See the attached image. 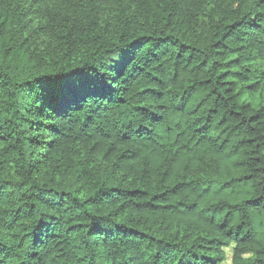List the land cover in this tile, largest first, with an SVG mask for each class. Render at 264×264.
Segmentation results:
<instances>
[{
    "label": "trees",
    "instance_id": "trees-1",
    "mask_svg": "<svg viewBox=\"0 0 264 264\" xmlns=\"http://www.w3.org/2000/svg\"><path fill=\"white\" fill-rule=\"evenodd\" d=\"M264 264V0H0V264Z\"/></svg>",
    "mask_w": 264,
    "mask_h": 264
},
{
    "label": "rangeland",
    "instance_id": "rangeland-1",
    "mask_svg": "<svg viewBox=\"0 0 264 264\" xmlns=\"http://www.w3.org/2000/svg\"><path fill=\"white\" fill-rule=\"evenodd\" d=\"M226 254H227L228 258H227V261L224 264H230V260H229L230 254H231V249L230 248L226 249Z\"/></svg>",
    "mask_w": 264,
    "mask_h": 264
}]
</instances>
